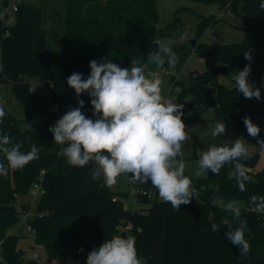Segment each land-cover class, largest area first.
<instances>
[{"label":"trees","instance_id":"trees-1","mask_svg":"<svg viewBox=\"0 0 264 264\" xmlns=\"http://www.w3.org/2000/svg\"><path fill=\"white\" fill-rule=\"evenodd\" d=\"M17 1L15 21L11 27L0 24V83L11 85L15 100L24 105V129L10 114L0 124V134H10L13 142H23L21 151L31 145L41 149L39 159L30 162L22 170H9L0 176V257L8 264H36L24 260V252L18 248L19 237L9 229L19 221L14 205L17 197L29 193L31 186L42 178L44 194L35 211L43 213L34 217L29 226L34 232L33 244L42 246L51 260L84 258L94 246H100L119 234V228L130 225L127 234L135 237L138 256L147 264H264V213H257L250 201L252 195H264V167L251 172L256 156H249L245 164L255 183L246 184L241 192L235 179H228L231 165L222 168L219 175L211 172L196 179L194 187L199 199L193 198L179 211L170 203L157 199V190L148 184H135V202L139 207L129 211L124 208L125 193L112 187H100L102 180H92L91 165L84 168L69 166L66 158L58 155L59 146L49 128L69 108L78 107L93 111L87 93L77 97L67 85L73 72L90 74L89 62L109 58L125 68L131 61L146 62L157 47L154 39H162L168 31L178 30L177 22L167 29L156 26L158 14L156 0H43L65 4L63 31L47 32L43 28L41 8ZM216 3L220 11L231 2L235 16L244 22L245 36L238 44H207L197 40L202 32L212 26L210 18L199 17L197 38L192 48L199 58L211 61L210 69L203 73H190L184 80L172 77V89L178 87L175 103L184 108L201 110L210 108L213 120L223 121L226 131L224 141H234L241 133H247L244 117L261 129L258 139H264V9L261 0H196ZM3 1L2 6L7 5ZM177 20V19H176ZM190 43V42H189ZM59 44L63 45L61 50ZM190 45V44H189ZM56 47V48H53ZM250 51L251 74L249 80L260 88L261 99H246L236 87L227 88L218 82L220 73L243 70L249 61L244 52ZM153 70L155 65L150 66ZM166 68V63L163 66ZM163 71L159 72V75ZM36 77L45 86L46 94L31 91L28 78ZM188 96V102L183 99ZM245 102L252 109L246 113ZM0 161L6 163L0 153ZM128 180L129 177L127 176ZM219 186V192L215 186ZM150 194L152 198H148ZM241 200V219L247 221L245 239L250 244L247 256L227 239V228L213 232L212 224L230 214L222 211L216 200ZM28 205H21L26 209ZM238 222L233 223V228Z\"/></svg>","mask_w":264,"mask_h":264},{"label":"clouds","instance_id":"clouds-1","mask_svg":"<svg viewBox=\"0 0 264 264\" xmlns=\"http://www.w3.org/2000/svg\"><path fill=\"white\" fill-rule=\"evenodd\" d=\"M259 7L264 9V0ZM153 43L158 46L157 51L150 53L146 62L133 60L131 66L122 68L109 58L94 59L89 62L90 74L86 79L82 73L73 72L67 85L77 97L87 93L95 118L83 113L85 102L78 99L79 106L69 108L49 131L54 143L62 146L58 155L65 157L69 166L91 165V178L102 180L100 187L115 186L121 175L128 176L132 184L150 181L159 198L179 211L181 205L189 204L193 198L199 199L193 180L185 174L183 160L182 147L192 137L182 120L184 105L162 95L163 80L159 72L165 70V63L169 70H175L179 62L172 49L175 41L157 38ZM244 58L249 64L233 76L236 90L246 99L259 100L260 88L249 80L251 52L245 51ZM151 65H155L156 70ZM5 116V108L0 104V124ZM243 123L249 136L259 137L261 129L250 117H244ZM225 131L226 124L217 121L209 126L205 135L216 138ZM257 143L264 150V139H258ZM22 144V141L13 142L10 134H0V153L6 160V163L0 161V176L6 177L9 170H22L39 159L40 148L31 145L30 150L24 152ZM198 157L196 177L209 172L219 175L222 168L231 165L228 179H235L241 192L246 190V184L255 183L245 164L240 162L249 159V149L243 138L222 145L213 144L200 151ZM215 191L219 192L218 185ZM250 201L255 205V212L264 213V195H252ZM221 207L231 219L225 216L220 224H212V231H220L221 225L226 227L227 239L240 249L241 255L247 256L250 244L245 239L247 221L241 219L240 202L232 199L222 202ZM234 222H238L235 228ZM0 264L8 262L0 257ZM86 264H147V260L138 256L135 237L113 236L88 253Z\"/></svg>","mask_w":264,"mask_h":264},{"label":"rangeland","instance_id":"rangeland-1","mask_svg":"<svg viewBox=\"0 0 264 264\" xmlns=\"http://www.w3.org/2000/svg\"><path fill=\"white\" fill-rule=\"evenodd\" d=\"M3 1L11 4L16 0H0V9L3 7ZM24 2L31 6L41 8L44 17L43 28L47 32L51 33L63 31V21L65 17L64 3H54L52 1L43 0H24ZM156 9L158 14L156 26L158 29H167V27L174 22H177L176 25L179 27L177 31H174L173 29L168 31V35L162 38L172 39L175 41V43L172 45V49L178 55L179 62L175 70H169L166 63L165 70L160 74L163 80L162 95L165 98L172 99L175 103L178 87L172 89V77L176 78L181 76V80L184 82V79L190 73H203L210 69V59L204 58V61L201 62L199 58L193 53V50L189 45L190 41L197 38L196 25L199 22L198 16L210 18L214 22L212 26L206 28L197 38L199 42L207 44L241 43L245 36L244 22L238 16L229 17L225 14L223 15L218 5L212 2L196 0H156ZM180 35L184 36V41L179 40ZM157 48L158 46L154 49V52L157 51ZM235 74V71L220 73L217 76V80L227 88H234L235 82L233 80V76ZM27 81L32 92L37 94H46L47 90L45 86L40 83L38 78H28ZM0 95L3 97V106L5 108L6 114L13 116L15 120L19 122V127L24 129V105L13 98L10 83H0ZM188 100V96L183 99L184 103L188 102ZM245 105L246 113H248L252 109V106L249 102H245ZM84 114L90 118V111H85ZM213 118L214 113L210 108H203L201 110L185 108L183 110L182 120L187 126L186 131H191L192 133L205 136V140L203 142H186L182 147L183 160L186 163L185 174L193 180V183L196 179L204 178L207 174L206 173L200 177H196L194 175V173L198 170V153L202 150H206L213 144L222 145L225 143L222 135L216 138H212L210 135H205L209 129V126L215 123ZM238 138H243L246 141L249 149V156H256L254 164L252 167L247 168V170L251 172L260 171L264 167V150L259 148L257 138L249 136L248 133H241ZM113 189L117 192H122L127 195V197L123 200V206L125 209L131 211L134 209V207H139L140 204L135 205V184L130 183L127 176L121 175L118 177V182ZM157 199L162 201L158 196V192ZM17 200L24 205H29L30 214H33L35 212L39 198L33 199L28 193L26 195L18 196ZM228 201L229 200H216L215 203L221 206L222 202L226 203ZM237 201L240 202L241 208H244L245 203L241 200ZM9 233L19 237L18 248L24 252V260H29L32 253L37 252L40 257V263L38 264H70L71 262L70 258L65 260L49 259L42 246H36L33 244L32 235L28 233L25 226L21 222L17 224L15 229H9Z\"/></svg>","mask_w":264,"mask_h":264},{"label":"built area","instance_id":"built-area-1","mask_svg":"<svg viewBox=\"0 0 264 264\" xmlns=\"http://www.w3.org/2000/svg\"><path fill=\"white\" fill-rule=\"evenodd\" d=\"M16 11H17V1H15L14 3H11V4H7L0 9V24L2 27H11L14 24ZM221 12L223 15L225 14L229 17L235 16L233 13L232 7H231V2H228L224 6V8L221 10ZM179 40L184 41V36L180 35ZM3 103H4L3 97L0 95V104L3 105ZM58 146L61 149L62 146L61 145H58ZM41 181H42V178L39 177L38 180L36 182H34L31 186L29 194L33 199H36V198L40 199V197L44 194V190L41 186ZM147 197L152 198L150 194H148ZM14 205H15L18 213H19V221L17 222V224L21 222L25 226L28 233L30 235H32V241H33L34 232L31 229V227L29 226V221L31 220V218H34L36 216L41 217L44 214L43 213H37L36 211L33 214H30L29 207H27L26 209H22L21 205L18 201H16L14 203ZM17 224H15V226L12 227L11 229H15ZM130 229H131V226L128 224L125 225L124 227H120L119 228V234L125 232L126 235H128L127 232H129ZM98 247L94 246L92 248V250L95 248H98ZM30 260L35 262L36 264L40 263V257L38 255V253L37 252L32 253ZM70 264H85V260L82 257L74 258V259H71Z\"/></svg>","mask_w":264,"mask_h":264},{"label":"crops","instance_id":"crops-1","mask_svg":"<svg viewBox=\"0 0 264 264\" xmlns=\"http://www.w3.org/2000/svg\"><path fill=\"white\" fill-rule=\"evenodd\" d=\"M201 62H203L204 61V59H199ZM220 83V82H219ZM188 132V131H187ZM188 135L189 136H191L192 137V139L190 140V141H188V142H193V143H195L196 141L197 142H203L204 140H205V136L204 135H200V134H195V133H192L191 131L190 132H188ZM113 188H114V186H113ZM135 191V190H134ZM136 192V191H135ZM18 201V200H17ZM19 202V201H18ZM20 203V205H24L23 203H21V202H19ZM135 205H136V202H135ZM140 206V205H139ZM28 207H29V205H28ZM135 208V207H134ZM10 234H12V233H10ZM14 235V234H13ZM30 260V259H29Z\"/></svg>","mask_w":264,"mask_h":264},{"label":"water","instance_id":"water-1","mask_svg":"<svg viewBox=\"0 0 264 264\" xmlns=\"http://www.w3.org/2000/svg\"><path fill=\"white\" fill-rule=\"evenodd\" d=\"M189 44H190L191 47H193L194 44H195V40L190 41ZM59 47H60L61 50L63 49V45H62V44H59ZM112 188H113V187H112Z\"/></svg>","mask_w":264,"mask_h":264}]
</instances>
